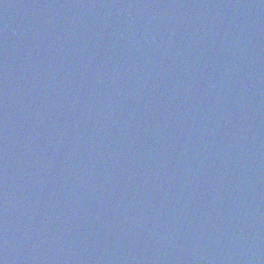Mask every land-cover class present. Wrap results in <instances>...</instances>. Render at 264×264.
I'll return each instance as SVG.
<instances>
[{
    "label": "water",
    "instance_id": "1",
    "mask_svg": "<svg viewBox=\"0 0 264 264\" xmlns=\"http://www.w3.org/2000/svg\"><path fill=\"white\" fill-rule=\"evenodd\" d=\"M0 264H264V0H0Z\"/></svg>",
    "mask_w": 264,
    "mask_h": 264
}]
</instances>
